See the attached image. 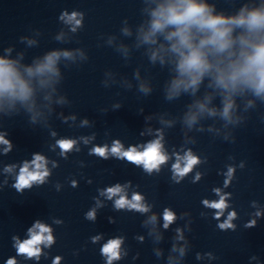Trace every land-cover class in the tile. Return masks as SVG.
<instances>
[{"label": "water", "instance_id": "95a60500", "mask_svg": "<svg viewBox=\"0 0 264 264\" xmlns=\"http://www.w3.org/2000/svg\"><path fill=\"white\" fill-rule=\"evenodd\" d=\"M162 2V0H156ZM218 9L228 12L240 6V0H216ZM156 6L153 0H0V56L16 60L20 66H30L38 59H43L50 51L68 50L73 52L74 59H61L57 62L60 76L54 87L49 123L60 136L75 137L97 133L96 143H109L113 138L122 139L125 144L136 143L151 137H139L143 127L163 128L166 137V147L177 149L181 145L192 147L202 156L208 157V164L199 170L206 171L204 178L196 184L191 183L190 175L179 185L170 180V171L165 168L159 175L147 176L141 169L126 162L111 159L101 160L89 156L88 149L72 154L68 161L60 160V167L54 170L51 183L42 187H34L23 195L12 188L0 192V264L7 257L15 255L11 236L19 233L22 237L27 227L37 219H45L49 223L52 216L64 220L61 226H55L57 243L51 249L49 259H42L40 264H51V257L64 256L63 264H103L99 254L100 245H93L89 237L104 233L105 239L123 234L127 237L122 248H129V256L114 264H168L175 236L174 228L183 227L184 221L178 220L168 230L162 227L159 213L163 207H172L177 214L183 211L192 213V231L186 233L192 247L179 264H208V261H197V252H213L218 259L211 264H256L250 257L256 255L264 264V219L258 221L253 229L243 227L249 219V213L255 211L250 207L253 200L264 206V100L255 97L251 91L243 96L237 94L236 109L233 114L241 118L238 124H227L220 115L222 111V93L205 77L203 83L193 95L181 91L179 98L171 101L165 99L171 80L176 77L174 54L167 53L165 64L159 59L155 63L150 60L151 51L159 44L168 47V42L158 34L157 45L141 42L140 29L147 31L151 19L150 12ZM63 10L69 14L72 11L85 12L83 27L75 33L71 26L59 19ZM124 29H128V34ZM60 37V39H57ZM33 41L29 44L28 41ZM11 48V52L6 49ZM79 50V51H77ZM81 53L83 55H81ZM139 73V79L136 74ZM36 83V79H33ZM141 83L149 86L152 91L145 95L139 91ZM131 85V88L128 87ZM51 89L37 92V105L47 114L49 102L44 95ZM68 96L70 106L59 105L56 100L60 96ZM206 96L212 99L209 108L217 110L216 116L207 113L199 116L197 123L191 129L184 123V115L197 101L203 102ZM120 101L122 108L112 110L111 105ZM248 101L253 106L247 107ZM143 107L144 113L139 114ZM20 115L4 118V126L9 131V139L16 148L8 156H0L4 163H12L30 158L31 153L42 151L50 158L59 159L55 153L48 151L51 141L49 131L39 125L28 123V115L17 103ZM101 108L109 111L101 112ZM76 113L79 119L87 116L95 121L94 128H75L57 119L58 114ZM152 119L145 125L144 116ZM173 121L171 128L160 123ZM71 123V122H69ZM209 128L212 130L209 131ZM202 129V131H201ZM109 132L110 136H105ZM225 136L228 137L225 140ZM236 138L232 143V139ZM195 141V143H190ZM57 151H59L57 149ZM235 157V163L246 162L243 170L237 169V179L226 191L233 193V203L240 219L235 221L238 229L235 232H222L216 229V221L209 216L202 218L200 213L208 211L201 205L203 198L215 199L211 192L214 186H222L223 176L218 171L226 170L225 165L233 163L228 159ZM83 160L87 165L81 169L75 161ZM91 178V185L82 179L80 173ZM80 181L78 188L68 185V178ZM2 179V177H0ZM132 180L139 184L147 200L153 203V211L157 213L155 232L153 225L144 221L152 214L144 215L133 212H116L112 203L101 209L96 223L86 221L84 213L94 204L92 199L98 193L97 188ZM59 181L64 185L57 192L53 187ZM11 183V181H10ZM103 199V198H102ZM116 218L115 224H110L107 217ZM153 232L152 235H149ZM162 234L163 239L156 241L155 233ZM144 236V242L139 243L134 237ZM79 250V255L73 252ZM159 250L163 254L156 256ZM139 252V259L132 257ZM24 264H34L32 261Z\"/></svg>", "mask_w": 264, "mask_h": 264}, {"label": "clouds", "instance_id": "9594fccd", "mask_svg": "<svg viewBox=\"0 0 264 264\" xmlns=\"http://www.w3.org/2000/svg\"><path fill=\"white\" fill-rule=\"evenodd\" d=\"M156 6L150 12V21L147 31L141 27V42L149 45H157L158 34L168 42V47L159 44L151 51L150 60L155 63L159 59L160 64H165L164 56L172 53L175 56L176 77L171 80L170 87L167 88L165 99L171 101L179 98L181 91L187 93L191 90L194 95L204 78H210L209 87L220 89L223 99L220 117L227 124H238L240 117L234 119L236 101L234 97L239 94L243 96L246 91L264 100V0H240V6L232 12L218 9L216 0H162L156 2ZM85 12L72 11L70 14L63 10L59 19L70 25V31L75 33L78 28L83 27ZM128 34V29H124ZM60 39V37H57ZM29 44L33 41L29 40ZM79 51V50H77ZM11 52V48L6 49ZM81 55H83L81 53ZM74 59V54L68 50H54L44 55L43 59H38L30 66H20L19 62L0 56V156H8L14 151L16 145L9 139V131L4 126V118H11L20 115L17 103L28 115V123L32 126H41L48 129L51 143L47 145L48 151L56 154L59 159L50 158L42 151L31 153L30 158L4 163L0 160V192L5 188H12L16 193L23 195L25 191H31L34 187L39 188L51 183L54 170L60 167V160L68 161L70 156L80 153L83 148L88 149L89 156H95L101 160L108 161L115 159L126 162L142 170L147 176L159 175L165 168L170 171V180L173 184L179 185L190 175L191 183H199L206 171L199 169L208 164V157L198 154L192 147L181 145L179 149L172 146L171 150L166 147L167 141L163 128L143 127L139 132V137H151L150 139L138 141L136 143L125 144L120 138L111 139L110 143L105 140L103 143H96L97 133L92 131L88 135L75 137L60 136L49 123L48 116L53 112L51 108L52 95L56 92L54 87L60 70L57 62L61 59ZM36 83H33V79ZM139 79V73L136 74ZM131 88V85L128 84ZM43 89H51L44 95V99L49 102L44 107L47 114L37 105V92ZM139 91L145 95L152 89L144 83L139 85ZM211 96H206L203 102L197 101L184 115V123L189 129L197 123L199 116L207 113L208 116H216L217 110L209 108L208 103ZM56 103L70 106L71 101L68 96H60ZM122 103L116 101L111 105L112 110L122 108ZM252 101H248L247 107H252ZM101 112H108V108H101ZM139 114L144 113L141 107ZM57 119L68 126L75 128H94L95 121L87 116L78 120L76 113L65 115L58 114ZM152 119L151 115L144 116L145 125ZM71 122V123H69ZM161 124L171 128L173 121H165L161 118ZM212 129L209 128V131ZM202 131V129H201ZM105 136H110L109 132ZM228 139L227 136L224 138ZM236 138L232 139L234 143ZM190 143H195L191 141ZM57 149L59 151H57ZM233 163L225 165L226 170L218 171V175L223 176L222 186L211 188L215 199L203 198L201 205L208 211H202L200 216L207 219L209 216L216 221V229L222 232L238 229L235 221L240 219L239 213L233 203V193L226 191L237 179V169L243 170L246 167L245 161L235 163V157L229 156ZM81 169L87 165L83 160L75 161ZM80 176L91 185L93 180L85 177L81 172ZM11 181V183H10ZM68 185L76 189L80 185L78 179L69 177ZM57 192L63 190L64 185L56 181L53 185ZM140 185L133 184L132 180L123 183L117 181L113 184L97 188V195L92 199L94 204L84 213L86 221L96 223L99 211L107 207L108 202L112 203V208L116 212H133L140 215L152 212L144 223L155 225L157 223V213L153 211L155 205L150 203L145 194L139 191ZM103 198V199H102ZM250 207L255 211L249 213L250 219L244 223L245 229H253L258 226V221L264 219V206L253 200ZM162 220V227L168 230L170 226L176 224L178 220H183V227H175L174 242L171 252L178 253L177 257L169 255L168 264H179L183 261L192 244L186 233L192 231V213L190 211L177 212L170 206L163 207L159 213ZM51 223L45 219L37 218L27 227L23 237L19 234L11 236V246L15 250V255L7 257L4 264H24L32 261L40 264L41 260H47L51 256V249L57 243L55 226L64 224V220L55 216L49 218ZM110 224H115L116 218L107 217ZM150 232L149 235H152ZM139 243L144 242V236L134 237ZM156 241L163 239L162 234L155 233ZM127 237L123 234L110 236L105 239L104 233H97L89 237V242L93 245H100L99 254L103 264H114L125 260L129 256V248H122ZM162 252L157 250L156 256H162ZM74 256L79 255V250L73 252ZM139 252L132 257L139 259ZM197 261H212L218 257L211 251L197 252ZM64 256L55 255L51 257V264H63ZM250 261L262 264L256 255L250 257Z\"/></svg>", "mask_w": 264, "mask_h": 264}]
</instances>
